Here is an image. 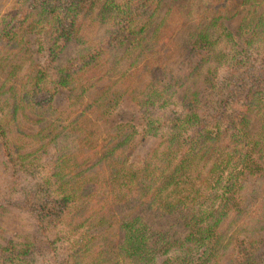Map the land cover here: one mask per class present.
Returning <instances> with one entry per match:
<instances>
[{
  "label": "trees",
  "instance_id": "1",
  "mask_svg": "<svg viewBox=\"0 0 264 264\" xmlns=\"http://www.w3.org/2000/svg\"><path fill=\"white\" fill-rule=\"evenodd\" d=\"M263 94L264 0H0V264H264Z\"/></svg>",
  "mask_w": 264,
  "mask_h": 264
},
{
  "label": "rangeland",
  "instance_id": "2",
  "mask_svg": "<svg viewBox=\"0 0 264 264\" xmlns=\"http://www.w3.org/2000/svg\"><path fill=\"white\" fill-rule=\"evenodd\" d=\"M215 11L220 14V15H227V10L225 9H221V8H216ZM234 18V17H233ZM230 19V22H234L236 21L235 19ZM171 20H173L175 23H178L177 20H176V17L175 15L171 16L170 17ZM229 22V23H230ZM237 24V23H236ZM178 28L176 26H173L170 28V32L171 33L169 36V40L167 41L166 43V49H167V52L164 53V54H159L157 56V59H159L158 57H162L164 60H167V61H170V60H175L178 56V48H179V42H178ZM177 48V49H176ZM141 68H137L135 69V71H133V73L131 74V76L126 80V83L129 85V86H136V85H140L142 83V80H143V77H144V74H141ZM61 91V90H60ZM58 92V100L59 102L62 101V104L64 102V93L65 91H61V92ZM264 95V94H263ZM264 97V96H263ZM132 106H133V103L129 100V99H126L124 101V104H122L120 106V109L122 110V112L127 115L131 109H132ZM119 109V110H120ZM28 127L29 126H32V127H36L35 125H32L31 122H28ZM28 127L27 128H24L25 130H28ZM11 133V131H10ZM9 133V134H10ZM27 141V144L24 143V146L27 150L29 149H32L33 147V144L32 142L29 140V139H26ZM152 142V138H150L146 144L144 145L143 148H141L138 152H143L144 150H146L149 145L151 144ZM3 165L0 164V195L4 194V193H9V191L6 190V187H5V184L6 182L4 181V179L6 178V175L4 173V170H3ZM1 197V196H0ZM0 211H2L0 209ZM18 212H16L15 210H10L9 212L5 213V215L3 214L2 216H0V223L2 226H4V228L6 229H9L10 231L16 233L15 235H12L14 237H18V234L25 231H20V229H24V226H22L21 224H19L17 218H18ZM20 231V232H19ZM238 237H243L245 241L248 240V237H245L244 235L242 234H238Z\"/></svg>",
  "mask_w": 264,
  "mask_h": 264
}]
</instances>
